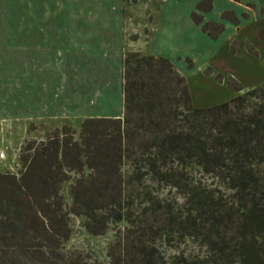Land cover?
Returning a JSON list of instances; mask_svg holds the SVG:
<instances>
[{"label": "trees", "instance_id": "obj_1", "mask_svg": "<svg viewBox=\"0 0 264 264\" xmlns=\"http://www.w3.org/2000/svg\"><path fill=\"white\" fill-rule=\"evenodd\" d=\"M212 8L213 0H200L190 20L215 40L223 23L202 15ZM220 17L239 24L233 11ZM204 74L223 82L210 68ZM121 79V116L55 127L20 148L13 170L0 171V264H53L60 256L66 264H102L59 254L72 234L71 217L91 236L126 224L106 264H264V83L243 92L227 77L237 94L198 107L168 58L140 52L125 53ZM148 181L174 190L182 204L146 191ZM187 240L204 255L170 262L160 256L157 243Z\"/></svg>", "mask_w": 264, "mask_h": 264}, {"label": "rangeland", "instance_id": "obj_2", "mask_svg": "<svg viewBox=\"0 0 264 264\" xmlns=\"http://www.w3.org/2000/svg\"><path fill=\"white\" fill-rule=\"evenodd\" d=\"M97 1L80 0V4L93 9ZM162 1L163 9L174 13L170 17L173 19L170 25L165 24L168 30L151 41V50L173 61L187 80L195 106L216 105L235 96L237 93L227 89V77L237 80L243 92L264 83V1L213 0L212 10L202 15L204 21L223 23L224 30L215 40L201 31V25L190 20L200 0H176L170 8L173 0H151L148 7ZM12 2L0 0V152L4 153L0 171L13 170L17 153L27 141L45 140L51 130L62 125L77 128L82 118L121 116L122 104L119 55L112 56L116 57L117 64L113 61L109 71H103L106 66L98 56L76 55L74 51L65 57L58 50L51 53L48 47L35 49L27 40L18 45L11 39ZM47 2L53 14L64 11L65 16L79 14L81 7L80 4L71 6L68 0ZM225 11H233L239 24L235 26L230 20L222 19L220 15ZM149 42V38H144L137 44L145 51ZM247 45L257 51L258 57L248 51ZM186 59L192 61L190 69ZM66 62L67 71L64 70ZM208 68L213 74H221L223 82H216L213 75H205ZM124 171L130 172V167L125 165ZM202 182L210 184L211 180L205 177ZM145 187L152 195L164 197L174 206L182 204L183 200L174 190H162L149 181ZM65 190L64 187L66 196ZM143 203V195L136 198L133 211L140 210ZM125 225L124 222L111 224L105 234L91 236L83 229L81 219L71 217L72 234L59 254L81 253L86 259L106 264L107 249ZM157 245L166 262L177 255L188 258L204 255V250L189 240ZM55 259L53 264H66L62 256Z\"/></svg>", "mask_w": 264, "mask_h": 264}, {"label": "crops", "instance_id": "obj_3", "mask_svg": "<svg viewBox=\"0 0 264 264\" xmlns=\"http://www.w3.org/2000/svg\"><path fill=\"white\" fill-rule=\"evenodd\" d=\"M132 1L98 0L93 9H90L84 3L80 4V0H68L71 6L74 4L78 7L80 4L81 7L79 14L65 16L64 11L53 14L47 0H13L11 39L18 45L27 40L29 46L33 45L35 49L48 47L51 53L58 50L65 57L74 51L76 55L98 56L99 60L101 57L99 62L106 66L103 71H109L113 61L117 64L116 57L112 56L118 55L122 71V59L127 52L142 51L144 54L164 57L163 53L158 55L151 50V41L168 30L165 24L172 23L173 18L170 20V17L174 13L163 9V1L150 7L148 4L151 0H136L134 4ZM227 1L229 3L233 0ZM175 2L176 0L171 1L169 8ZM144 38H149L150 41L145 51L137 44ZM64 70L67 71V62ZM192 101L194 103L193 98ZM75 106L78 107V104Z\"/></svg>", "mask_w": 264, "mask_h": 264}, {"label": "built area", "instance_id": "obj_4", "mask_svg": "<svg viewBox=\"0 0 264 264\" xmlns=\"http://www.w3.org/2000/svg\"><path fill=\"white\" fill-rule=\"evenodd\" d=\"M0 158H4V153L3 152H0Z\"/></svg>", "mask_w": 264, "mask_h": 264}]
</instances>
